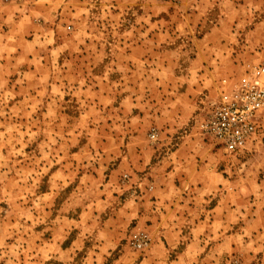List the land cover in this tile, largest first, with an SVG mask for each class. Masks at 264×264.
<instances>
[{"label":"rangeland","instance_id":"obj_1","mask_svg":"<svg viewBox=\"0 0 264 264\" xmlns=\"http://www.w3.org/2000/svg\"><path fill=\"white\" fill-rule=\"evenodd\" d=\"M192 5L0 0V264H264V119L237 154L200 131L264 65V0ZM154 184L157 242L135 216Z\"/></svg>","mask_w":264,"mask_h":264},{"label":"built area","instance_id":"obj_2","mask_svg":"<svg viewBox=\"0 0 264 264\" xmlns=\"http://www.w3.org/2000/svg\"><path fill=\"white\" fill-rule=\"evenodd\" d=\"M21 2L22 0H6ZM176 5L180 0H160ZM49 2V0H46ZM264 113V65L255 66L229 91H224L212 101L200 123V131L212 139L216 146L228 154L246 151L261 134ZM157 132L152 129L150 138L156 139ZM261 177L264 181V169ZM127 178L125 175L124 179ZM132 244L138 250L150 245L146 232L139 231L132 236Z\"/></svg>","mask_w":264,"mask_h":264},{"label":"crops","instance_id":"obj_3","mask_svg":"<svg viewBox=\"0 0 264 264\" xmlns=\"http://www.w3.org/2000/svg\"><path fill=\"white\" fill-rule=\"evenodd\" d=\"M193 1V5L192 7L194 8H200L202 7L205 2H212V1H216V0H192ZM204 7V6H203ZM3 10V9H2ZM1 10V13H2ZM38 10V9H33ZM31 10V11H33ZM3 15V13H2ZM4 19V17H3ZM38 27V26H37ZM220 29L221 27L218 26V28H212L209 32H207L206 34H204L203 36V40L206 39V37H210L212 34H218L220 35ZM41 31V30H40ZM43 31L45 32V36L46 34H48V41L50 42V39L52 38V36H54L55 30L52 27H46L45 29H43ZM41 36L43 35H38L37 33L35 34V37L33 39H36L41 41ZM6 38H9L8 35L4 36L3 39L0 40V49H1V45L3 44L4 47H11V43L9 41H6ZM44 38V37H43ZM46 40V38H45ZM1 58V56H0ZM200 59L199 55L197 57H195L193 59V61H198ZM150 174V173H148ZM213 178V180H216V182L219 184L216 187H212L211 184H209V188L212 187L214 190L216 188H219L221 185V181L223 182V177L221 175H219V173H214L211 176ZM130 180V179H129ZM147 191V190H146ZM151 192V193H150ZM140 201L137 203L139 211L137 212V214L135 216H137V228H146L150 233H152L154 237V241L157 242V184H154V186L152 187L151 191H147L146 195H143L142 198L139 199ZM88 208V207H87ZM173 211V215L170 216V218H173L174 221L171 222V224L169 225L171 227V229L175 228L174 230H176L179 226V219L177 216V212H180L179 209H172ZM85 212V211H83ZM156 237V238H155ZM176 235L174 233L171 232L167 233V235L163 238H159V241H161L165 247V243L170 242V243H174L176 241ZM195 238H190L189 237V242L191 243ZM200 239V237L198 238ZM201 241H204V238H201ZM75 240H73L74 243ZM227 242H223V245L221 247H224V245H226ZM221 244H217V247L215 248H219ZM157 246V244H156ZM160 246V245H158ZM167 249V248H166Z\"/></svg>","mask_w":264,"mask_h":264},{"label":"bare ground","instance_id":"obj_4","mask_svg":"<svg viewBox=\"0 0 264 264\" xmlns=\"http://www.w3.org/2000/svg\"><path fill=\"white\" fill-rule=\"evenodd\" d=\"M45 2H46V0H45ZM161 2H162V1H161ZM46 3H48V2H46ZM67 29H71L70 26L67 27ZM258 66H259V65H258ZM233 84H234V83H233ZM233 84H232V85H233ZM232 85H231V86H232ZM218 97H219V96H218ZM263 119H264V113H263V115H262L261 126H262V123H263ZM206 137H207V136H206ZM207 138L210 139L209 137H207ZM211 140H212V139H211ZM221 149H222V148H221ZM224 152H225V151H224ZM261 172H262V171H261ZM125 175H127V174H125ZM125 175H124V177H125ZM261 178H262V177H261ZM127 179H128V175H127ZM124 180H126V179H124Z\"/></svg>","mask_w":264,"mask_h":264}]
</instances>
